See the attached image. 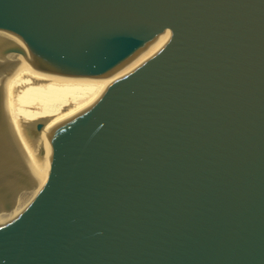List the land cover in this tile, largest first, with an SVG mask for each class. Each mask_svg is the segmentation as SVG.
<instances>
[{
	"label": "water",
	"instance_id": "obj_1",
	"mask_svg": "<svg viewBox=\"0 0 264 264\" xmlns=\"http://www.w3.org/2000/svg\"><path fill=\"white\" fill-rule=\"evenodd\" d=\"M0 264H264V0H0Z\"/></svg>",
	"mask_w": 264,
	"mask_h": 264
}]
</instances>
